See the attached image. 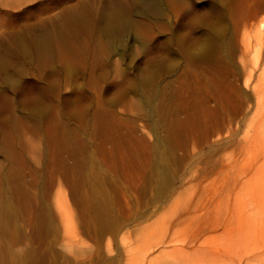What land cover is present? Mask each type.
<instances>
[{
	"label": "rangeland",
	"instance_id": "1",
	"mask_svg": "<svg viewBox=\"0 0 264 264\" xmlns=\"http://www.w3.org/2000/svg\"><path fill=\"white\" fill-rule=\"evenodd\" d=\"M146 1L0 0V264H264V0Z\"/></svg>",
	"mask_w": 264,
	"mask_h": 264
},
{
	"label": "bare ground",
	"instance_id": "2",
	"mask_svg": "<svg viewBox=\"0 0 264 264\" xmlns=\"http://www.w3.org/2000/svg\"><path fill=\"white\" fill-rule=\"evenodd\" d=\"M251 1V0H250ZM146 3H147V6H148V9H150V7H152V9H153V7L155 6V5H157V0H147L146 1ZM263 3V2H262ZM159 4V3H158ZM264 4V3H263ZM250 6H251V4H250ZM157 7V6H156ZM251 8V7H250ZM159 9V8H158ZM105 11V10H104ZM147 11V10H146ZM249 11V10H248ZM247 11V12H248ZM124 12V11H123ZM220 12V11H219ZM251 12V11H250ZM89 13V12H88ZM156 13V12H155ZM243 13V12H242ZM245 13V12H244ZM252 13V12H251ZM106 14H108V13H106ZM120 14V12L118 11V10H114V11H112V12H110L109 13V15H104V18H105V21L107 22V24H106V27H108L109 29H112V30H117L118 28H117V26H116V22H115V20H118V19H115L118 15ZM247 14V13H246ZM260 14V13H259ZM78 15H80V14H78ZM240 15V14H239ZM82 16V15H81ZM85 16V15H84ZM97 16V15H96ZM248 16H249V14H248ZM253 15L251 14L250 15V17L251 18H253L252 17ZM102 17V16H101ZM79 18H82V17H79ZM85 18L86 19H88L87 18V16H85ZM84 18V19H85ZM246 18H248L249 19V17H247V15H246ZM251 18H250V20H251ZM255 18V19H254ZM254 20L256 21V23H252L253 25H252V29L254 30V32H256V34L257 35H262V33H264V19L262 18V19H259V18H257V15H255L254 16ZM98 19V18H97ZM102 19V18H101ZM121 19V18H120ZM246 20V19H245ZM250 20H248V22L250 21ZM90 21V20H89ZM102 21V20H101ZM104 21V22H105ZM86 22V21H85ZM91 22V21H90ZM97 22V21H96ZM248 22L246 21V24H245V21H244V25L246 26V27H248V26H250V25H248ZM86 24V23H85ZM89 24V23H88ZM99 24V23H98ZM87 25V24H86ZM101 25V24H100ZM102 26V25H101ZM105 26V25H104ZM127 27V26H126ZM107 29V28H106ZM48 32H45V33H43L42 35H40L39 37H37L36 35V38H38L37 40H38V42L41 44V45H43V44H45L46 42H47V39H48ZM35 36H34V39H36L35 38ZM260 39H261V37H260ZM257 90V89H256ZM152 97V96H151ZM260 99V98H259Z\"/></svg>",
	"mask_w": 264,
	"mask_h": 264
}]
</instances>
